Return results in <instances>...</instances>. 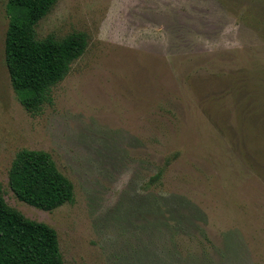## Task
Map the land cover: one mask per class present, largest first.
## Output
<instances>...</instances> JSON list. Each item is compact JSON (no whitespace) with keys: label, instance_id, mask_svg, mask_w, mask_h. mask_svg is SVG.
<instances>
[{"label":"rangeland","instance_id":"374dc122","mask_svg":"<svg viewBox=\"0 0 264 264\" xmlns=\"http://www.w3.org/2000/svg\"><path fill=\"white\" fill-rule=\"evenodd\" d=\"M6 4L0 194L54 229L62 261L264 264V0H57L36 38L87 46L37 114L11 86ZM22 149L51 156L72 203L17 199Z\"/></svg>","mask_w":264,"mask_h":264},{"label":"trees","instance_id":"16d2710c","mask_svg":"<svg viewBox=\"0 0 264 264\" xmlns=\"http://www.w3.org/2000/svg\"><path fill=\"white\" fill-rule=\"evenodd\" d=\"M57 0H7L5 64L11 86L22 107L37 114L87 46L83 32L61 40L37 39L35 27ZM9 186L21 202L52 211L73 202L72 183L43 151H18L8 172ZM158 175L151 179L155 182ZM0 264H65L57 234L47 224L26 219L0 194Z\"/></svg>","mask_w":264,"mask_h":264}]
</instances>
